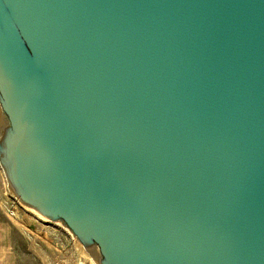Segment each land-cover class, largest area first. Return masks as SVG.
Masks as SVG:
<instances>
[{"label":"water","instance_id":"1","mask_svg":"<svg viewBox=\"0 0 264 264\" xmlns=\"http://www.w3.org/2000/svg\"><path fill=\"white\" fill-rule=\"evenodd\" d=\"M0 168L99 264H264V0H0Z\"/></svg>","mask_w":264,"mask_h":264},{"label":"rangeland","instance_id":"2","mask_svg":"<svg viewBox=\"0 0 264 264\" xmlns=\"http://www.w3.org/2000/svg\"><path fill=\"white\" fill-rule=\"evenodd\" d=\"M82 248L60 222L15 199L0 168V264H99Z\"/></svg>","mask_w":264,"mask_h":264},{"label":"built area","instance_id":"3","mask_svg":"<svg viewBox=\"0 0 264 264\" xmlns=\"http://www.w3.org/2000/svg\"><path fill=\"white\" fill-rule=\"evenodd\" d=\"M9 214H11V215H12V212H11V211H9Z\"/></svg>","mask_w":264,"mask_h":264},{"label":"bare ground","instance_id":"4","mask_svg":"<svg viewBox=\"0 0 264 264\" xmlns=\"http://www.w3.org/2000/svg\"><path fill=\"white\" fill-rule=\"evenodd\" d=\"M34 210V209H33ZM35 211V210H34ZM83 249V248H82ZM83 252V251H82ZM90 261V260H89Z\"/></svg>","mask_w":264,"mask_h":264}]
</instances>
